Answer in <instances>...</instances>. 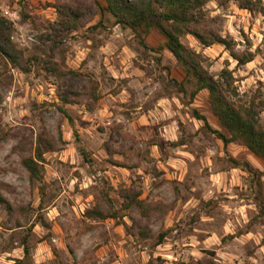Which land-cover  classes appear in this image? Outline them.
I'll use <instances>...</instances> for the list:
<instances>
[{"label": "rangeland", "instance_id": "obj_1", "mask_svg": "<svg viewBox=\"0 0 264 264\" xmlns=\"http://www.w3.org/2000/svg\"><path fill=\"white\" fill-rule=\"evenodd\" d=\"M72 1L0 0V12L18 11L22 52V68L0 61V192L12 206L0 204V264L24 245L28 264H264V160L213 132L229 137L157 30L134 36L98 0L104 10L59 32L57 5ZM257 7L201 8L246 63L222 44L180 40L210 75L231 70L233 98L252 101L264 126V0ZM39 138L52 147L37 180L21 160ZM132 193L141 207L124 206ZM95 208L115 216L86 215Z\"/></svg>", "mask_w": 264, "mask_h": 264}, {"label": "trees", "instance_id": "obj_2", "mask_svg": "<svg viewBox=\"0 0 264 264\" xmlns=\"http://www.w3.org/2000/svg\"><path fill=\"white\" fill-rule=\"evenodd\" d=\"M105 4V10L114 18V21L128 28L134 36L140 31L147 33L150 29L157 30L164 37V47L171 52L177 64L184 72V77L192 80L194 91L206 89L208 91L209 109L217 119L218 125L223 128L229 137L214 130L224 143L239 140L255 156L264 160V126L259 123L258 110L252 101L237 103L233 96L236 95L233 86V75L227 67L222 68L218 76L210 75L202 64L201 56L182 43L180 37L190 34L195 37L203 47L219 43L224 45L230 56L243 64L251 60L248 56L236 54L233 51V43L222 37L213 28L203 22L201 8L208 0H101ZM239 8L257 10L260 0H236ZM104 10L98 0H73L72 3L57 5L58 31L70 32L82 25L83 19L99 10ZM13 24L0 15V61L22 68V52L11 40ZM140 45L144 44L140 41ZM75 73L73 71H69ZM60 74H66L61 71ZM77 74V73H76ZM196 118H205L193 113ZM52 147L50 141L38 139L33 156L24 157L22 166L26 169L30 179L39 180L40 160L44 151ZM78 151L83 159H86L84 149L78 145ZM137 194L126 195L129 199L125 207L135 205L137 208L143 205L137 200ZM0 204L8 211L12 206L0 192ZM86 215L92 218H106L115 216V213H107L95 208L87 210ZM31 259V248L23 246V257L16 259L13 264H28Z\"/></svg>", "mask_w": 264, "mask_h": 264}, {"label": "built area", "instance_id": "obj_3", "mask_svg": "<svg viewBox=\"0 0 264 264\" xmlns=\"http://www.w3.org/2000/svg\"><path fill=\"white\" fill-rule=\"evenodd\" d=\"M0 15L11 23L19 17L17 9L9 6H5L3 9H1Z\"/></svg>", "mask_w": 264, "mask_h": 264}, {"label": "crops", "instance_id": "obj_4", "mask_svg": "<svg viewBox=\"0 0 264 264\" xmlns=\"http://www.w3.org/2000/svg\"><path fill=\"white\" fill-rule=\"evenodd\" d=\"M126 48H128L127 46L126 47H123L124 50H126Z\"/></svg>", "mask_w": 264, "mask_h": 264}]
</instances>
